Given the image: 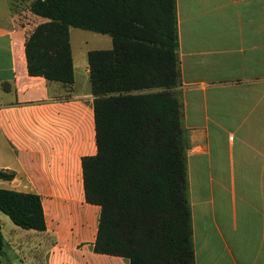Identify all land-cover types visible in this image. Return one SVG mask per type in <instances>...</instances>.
<instances>
[{
    "label": "crops",
    "instance_id": "1",
    "mask_svg": "<svg viewBox=\"0 0 264 264\" xmlns=\"http://www.w3.org/2000/svg\"><path fill=\"white\" fill-rule=\"evenodd\" d=\"M33 1L0 0V170L15 173L0 189L39 195L47 229L0 212V264H129L94 250L101 207L86 201L82 168L98 152L89 62L77 67L71 28L74 84L29 75L26 41L47 22ZM176 4L196 264H264V0Z\"/></svg>",
    "mask_w": 264,
    "mask_h": 264
},
{
    "label": "trees",
    "instance_id": "2",
    "mask_svg": "<svg viewBox=\"0 0 264 264\" xmlns=\"http://www.w3.org/2000/svg\"><path fill=\"white\" fill-rule=\"evenodd\" d=\"M30 9L47 20L26 41L32 77L74 84L73 27L112 38L88 54L98 152L82 168L86 201L101 207L95 252L196 264L176 0H34ZM0 212L24 230L47 229L37 194L0 189Z\"/></svg>",
    "mask_w": 264,
    "mask_h": 264
},
{
    "label": "rangeland",
    "instance_id": "3",
    "mask_svg": "<svg viewBox=\"0 0 264 264\" xmlns=\"http://www.w3.org/2000/svg\"><path fill=\"white\" fill-rule=\"evenodd\" d=\"M72 37L76 48V65L88 63V52L98 49H111L113 42L109 35L99 34L79 28H72Z\"/></svg>",
    "mask_w": 264,
    "mask_h": 264
}]
</instances>
